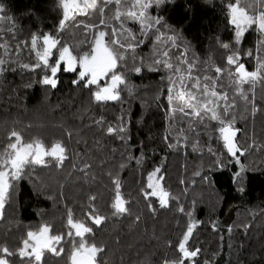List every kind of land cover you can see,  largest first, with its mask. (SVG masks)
<instances>
[{"label":"trees","instance_id":"trees-1","mask_svg":"<svg viewBox=\"0 0 264 264\" xmlns=\"http://www.w3.org/2000/svg\"><path fill=\"white\" fill-rule=\"evenodd\" d=\"M230 2L234 0H171L150 9L166 22L163 31L174 36V42L154 46L153 40H146L135 52H126L127 59L115 69L126 81L117 89L119 99L97 101L95 93L106 81L86 85L79 77V64L69 71L61 62L53 88L43 78L51 75L59 53L53 50L48 66L36 53L42 51L43 35L49 34L73 55L90 51L98 32L110 31L98 27L99 7L75 14L61 30V0H0L5 9L0 13V42L8 46V54L0 52L7 60L0 73V150L10 142L12 130L26 142L40 140L49 149L60 142L66 149L62 164L47 156L46 165H31L21 179L12 181L0 209V246L13 253L7 256L9 264H36L19 250L27 233L43 225L50 227L51 235L64 236L56 245L64 251L61 255L45 251L41 264H71L72 241L80 238L67 223L69 211L74 221L92 228L84 239L104 248L98 264L177 260L182 255L178 244L190 225L195 226L186 248L200 252L184 264H264V80L238 86L227 71L215 72L216 67L234 70L227 64L231 49H224L225 43L237 47L240 63L254 71L258 62H264V34L253 25L235 45ZM240 6L250 15L264 10L258 0H241ZM114 8L108 6L105 18ZM127 26L138 31L136 24ZM33 36L40 37L35 49ZM165 46L170 47L174 65L179 52L186 50L189 63H195L192 75L200 76L202 83L205 76L216 79L215 90L228 94L234 107L218 112L238 130L237 141L245 154L230 155L219 132L223 125L208 114L203 121L172 114L175 104L167 96L172 87L169 77H175L172 70L153 62ZM247 51L253 55H245ZM38 63L40 67H34ZM185 83L191 86V81ZM241 87L247 101L239 94ZM109 127L124 131L109 133ZM156 169L160 171L154 178L169 193L166 206H161L159 194L145 196L153 191L148 177ZM117 180L128 209L124 213L112 207ZM89 213L106 219L95 225Z\"/></svg>","mask_w":264,"mask_h":264},{"label":"snow or ice","instance_id":"snow-or-ice-1","mask_svg":"<svg viewBox=\"0 0 264 264\" xmlns=\"http://www.w3.org/2000/svg\"><path fill=\"white\" fill-rule=\"evenodd\" d=\"M167 2H171V0H61L63 15L58 25L61 30H63L66 21L73 18L75 14L85 13V9L96 10L99 7L102 18L98 27L110 29V31L100 30L98 36L95 38L94 46L90 51H85L82 55L79 52L73 55L69 47L60 44V41L54 34L43 35L42 51L36 53L39 60L45 66H48L49 57L53 55V50L55 49L59 53L58 59L50 68L51 75L45 76L43 83L53 88L56 87L57 80L54 77L60 68L61 62L67 63L69 71H75V65L79 64L82 69L79 71L81 80H85L88 77L86 85L98 84L99 80L105 77L111 80L110 86L103 87L95 93L97 101L119 99L117 89L119 85L125 84L126 81L122 75L115 73L114 70L119 66L121 61L127 59L125 53L129 51L135 52L146 40H153L154 46L167 45L168 41L174 42L175 40L174 36L165 35L163 29L167 25L163 21V18L154 16L150 12V9L158 8ZM258 2L264 5V0H258ZM240 3L241 0H234V2L228 3L231 23L236 27L235 45L237 46L240 44L244 31L253 25H256L258 30L264 34V10L250 15L245 7L240 6ZM109 5H115V8L111 10V15L105 18L104 14L108 10ZM4 11V6L0 4V13ZM112 21L116 23H112ZM129 23L136 24L138 31L134 32L132 28L128 27ZM7 31L11 32L12 29L8 28ZM150 33L151 36L149 35ZM38 39L40 37H32L31 46L33 49L37 47ZM2 40L3 37H0V41ZM58 44H60L59 48L57 47ZM222 47L224 49H231V54L226 58L227 64L234 65L235 67L234 70L216 67L215 72L217 74L227 71L230 77H234L232 82L238 86H242L245 83L254 86L258 79L264 80V77L261 76V73L264 72V62H258V66L254 71H248L245 65L240 63L241 56L237 47H233L227 43L222 44ZM169 51L170 47H163L158 52L159 58L154 59L153 62L155 64H163L172 70L175 77V79L169 77L172 87L168 89L169 95L167 96L170 104H175V107L171 109L172 114H181V119L195 116L200 121H203L204 115L210 113L211 119H215L223 125L219 128V132L222 134L229 153L232 156H236L238 152L243 154L246 149H241L234 143V137L238 130H233L232 121H225L220 112H218V109H220L224 113H227L230 108L234 107V103H228V94L215 90L216 79L205 76L203 77L204 83H202L200 76L192 75L195 63H189L186 50L179 52L175 65L172 63L173 58L169 55ZM0 52L8 54L6 43L0 42ZM245 55L252 56L253 53L247 51ZM131 59L135 61L137 57L132 56ZM6 63V59L0 58V73L6 70L3 67ZM24 67L27 68L28 65H24ZM34 67H40V64L38 63ZM134 71L139 73L141 72V68L135 67ZM109 73H112L110 77ZM185 81H191V86L189 87ZM208 81H211V83H208ZM177 83L179 84V88H176ZM174 88L176 89L175 91H173ZM239 94L245 101L249 99L242 87ZM188 127L191 129V124ZM118 131L123 132L124 129L108 128L109 133ZM178 131L183 132V129H179ZM9 141L6 148L0 150V209L4 208L5 199L9 194V190L13 187L12 181L21 179L25 174V170L31 165H46L47 162L44 158L47 156L54 157L61 164L66 159V149L60 142H56L49 149L40 140L24 141L21 133L16 130L11 131ZM176 146V144L171 145V147ZM85 167L90 166L86 164ZM159 171V169H156L149 175L148 188L153 189V191L151 193L146 192L145 196L159 194L161 206H166L169 193L163 190L159 181H156L155 184L153 183V178ZM115 183L117 190L112 207L118 213L127 212L128 209L125 207V201L119 192V181L117 180ZM91 199L94 200L95 197ZM180 211H183V209L181 208ZM89 216L95 225H100L106 219L103 216L93 215L92 213H89ZM67 223L72 229H75L74 235L80 238L78 242L72 241L73 248L69 257L71 264H98L97 257L104 252V248L84 239L85 234L92 233V228L85 226L82 222L74 221L71 211L68 213ZM194 226L190 225L187 228L182 242L178 244V252L182 254L179 259L172 261L165 260L163 264H184L185 260L194 259L199 255V249L189 250L186 248V243L192 235ZM50 233L51 229L48 225L41 226L37 232L29 231L27 233L28 239L23 241V247L19 250V254L34 258L36 264H41L45 251L61 255L64 250L62 247L57 249L56 245L64 240V236L51 235ZM67 235L72 236L73 233L69 232ZM0 253L4 254L0 255V264H9L7 256H11L13 253L7 247L2 246H0Z\"/></svg>","mask_w":264,"mask_h":264},{"label":"rangeland","instance_id":"rangeland-1","mask_svg":"<svg viewBox=\"0 0 264 264\" xmlns=\"http://www.w3.org/2000/svg\"><path fill=\"white\" fill-rule=\"evenodd\" d=\"M81 6H83V5H81ZM85 11H86V9H85ZM0 20H1V16H0ZM235 26V25H234ZM248 29V28H247ZM247 29L244 31V33L247 31ZM256 29L258 30V27L256 26ZM243 33V34H244ZM115 71V70H114ZM112 75V73H109V77ZM80 77V76H79ZM81 79V78H80ZM88 79V77H86L85 78V80H83V81H85L86 82V80ZM107 82L108 84H106V85H103L101 88H103V87H108V86H110V84H111V80L108 78V77H105V78H101L100 80H99V83H101V82ZM210 117H211V114L209 113L208 114ZM237 135H238V133L236 134V136L234 137V143H236L237 144V146L238 147H240L239 146V144H238V141H237ZM241 148V147H240ZM228 149V148H227ZM242 149V148H241ZM247 151H245L243 154H245ZM243 154H240L239 152L237 153V155L236 156H233L234 158H237L238 156H242ZM230 155H231V153H230ZM232 156V155H231ZM156 181H159V180H157V178H153V183L155 184V182ZM159 184H160V181H159ZM161 186V185H160ZM158 195V194H157ZM158 197L160 198V196L158 195ZM168 198V197H167ZM190 239V238H189ZM30 250V249H29Z\"/></svg>","mask_w":264,"mask_h":264},{"label":"water","instance_id":"water-1","mask_svg":"<svg viewBox=\"0 0 264 264\" xmlns=\"http://www.w3.org/2000/svg\"><path fill=\"white\" fill-rule=\"evenodd\" d=\"M82 70V69H81Z\"/></svg>","mask_w":264,"mask_h":264}]
</instances>
